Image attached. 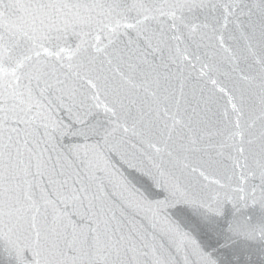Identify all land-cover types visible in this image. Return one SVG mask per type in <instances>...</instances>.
<instances>
[{
    "label": "snow or ice",
    "instance_id": "6c2138e0",
    "mask_svg": "<svg viewBox=\"0 0 264 264\" xmlns=\"http://www.w3.org/2000/svg\"><path fill=\"white\" fill-rule=\"evenodd\" d=\"M226 203L264 254V0H0L15 264H218L185 225Z\"/></svg>",
    "mask_w": 264,
    "mask_h": 264
},
{
    "label": "water",
    "instance_id": "95a60500",
    "mask_svg": "<svg viewBox=\"0 0 264 264\" xmlns=\"http://www.w3.org/2000/svg\"><path fill=\"white\" fill-rule=\"evenodd\" d=\"M112 164L120 172L127 176L135 177L138 183H144L136 173L127 170L126 165L120 160L119 156L112 159ZM174 218L187 219L188 212L182 206L172 213ZM191 224H186L190 227L193 235L200 243L201 247L206 252H210L214 258L218 260V264H232V254L240 250L244 244H248V248L252 251V255L246 257L248 264H264V254L260 250V245H253L251 242L236 240L235 243H226L231 237L227 231L228 225L232 219V208L230 204H225L223 215L221 217H213L211 226L201 222L200 219L192 214L190 216ZM178 259L173 261V264H184L186 256L183 252L178 254ZM0 264H15L12 257L9 256L3 245H0ZM191 264V261H189Z\"/></svg>",
    "mask_w": 264,
    "mask_h": 264
}]
</instances>
